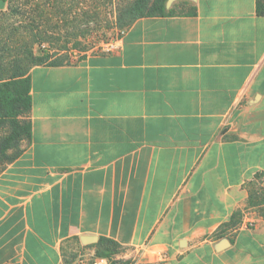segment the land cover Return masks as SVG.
I'll return each instance as SVG.
<instances>
[{
  "label": "crops",
  "instance_id": "0c3cea01",
  "mask_svg": "<svg viewBox=\"0 0 264 264\" xmlns=\"http://www.w3.org/2000/svg\"><path fill=\"white\" fill-rule=\"evenodd\" d=\"M171 9L115 50L31 68L32 134L0 163V264H88L101 238L132 264H264V15Z\"/></svg>",
  "mask_w": 264,
  "mask_h": 264
},
{
  "label": "rangeland",
  "instance_id": "374dc122",
  "mask_svg": "<svg viewBox=\"0 0 264 264\" xmlns=\"http://www.w3.org/2000/svg\"><path fill=\"white\" fill-rule=\"evenodd\" d=\"M134 1L7 0L6 8L0 10V72L8 76L9 68L17 61L29 67L31 51L37 53L42 47L70 61L105 51L102 43L117 37L123 29L119 18ZM9 132L8 125L1 126L0 140ZM114 248L116 253L121 251ZM84 254L74 255L72 263L80 262ZM97 258V252H88V264H94Z\"/></svg>",
  "mask_w": 264,
  "mask_h": 264
},
{
  "label": "trees",
  "instance_id": "16d2710c",
  "mask_svg": "<svg viewBox=\"0 0 264 264\" xmlns=\"http://www.w3.org/2000/svg\"><path fill=\"white\" fill-rule=\"evenodd\" d=\"M172 11L173 9H166V0H135L124 10L118 22L121 28H126L142 16L164 15ZM257 12L264 15V0H257ZM28 57L31 62L29 67H25L24 62L17 61L9 68L8 76L0 72V127H10L9 134L0 140V163L13 161L21 140L30 138L32 134L31 123L22 119L32 107L31 68L44 63L70 62L69 58L54 56L43 47L37 53L32 50ZM99 245L102 248L97 251V255L108 258L109 264H132L130 260L122 261L113 257L116 253V248L113 247H118L113 240L101 238Z\"/></svg>",
  "mask_w": 264,
  "mask_h": 264
},
{
  "label": "built area",
  "instance_id": "2783aa9c",
  "mask_svg": "<svg viewBox=\"0 0 264 264\" xmlns=\"http://www.w3.org/2000/svg\"><path fill=\"white\" fill-rule=\"evenodd\" d=\"M126 32V29L123 28L119 31L118 35L116 38L110 39L109 41H107L106 43H102V45L106 46V50H115L117 48V41L119 40V38L124 35ZM95 264H109L108 259L106 258H99L96 260Z\"/></svg>",
  "mask_w": 264,
  "mask_h": 264
},
{
  "label": "water",
  "instance_id": "95a60500",
  "mask_svg": "<svg viewBox=\"0 0 264 264\" xmlns=\"http://www.w3.org/2000/svg\"><path fill=\"white\" fill-rule=\"evenodd\" d=\"M177 1L179 0H166V9L170 10L173 7L174 3ZM192 1H196V0H192ZM83 241L84 243H94L98 241V238L96 236H85L83 238Z\"/></svg>",
  "mask_w": 264,
  "mask_h": 264
}]
</instances>
